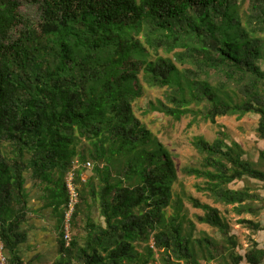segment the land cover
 Masks as SVG:
<instances>
[{"label": "trees", "instance_id": "1", "mask_svg": "<svg viewBox=\"0 0 264 264\" xmlns=\"http://www.w3.org/2000/svg\"><path fill=\"white\" fill-rule=\"evenodd\" d=\"M32 1L41 5L38 24L25 20L18 1L0 0V238L8 264H24L18 248L25 240L30 172L61 214L55 264H150L154 248L168 256V264L172 258L199 264L191 240L183 235L186 215L179 197L174 215H165L173 205L174 161L133 106L144 96V81L167 90L166 102H150L146 113L177 121L201 114L212 124L226 116L255 114L264 140V69L259 63L264 59V0H249L244 15L243 0ZM19 24L24 28L11 40ZM192 106L202 107L201 112ZM226 136L220 131L213 142L197 138L203 166L183 172L205 179L206 187L199 189L216 203L234 206L238 214L254 212L248 204L261 197L230 185L247 178L264 182V170L244 160L240 146L229 145ZM83 141L91 147L81 152ZM76 159L81 169H75ZM89 161L93 175L83 183ZM72 172L77 203L67 246V178ZM189 201L205 212L197 217L199 223L230 237V225L218 208L192 197ZM96 211L103 224L95 221ZM240 223L264 231L252 220ZM81 229L85 237L75 233ZM233 258L234 264L244 259L262 264L264 248L254 241L244 257Z\"/></svg>", "mask_w": 264, "mask_h": 264}, {"label": "rangeland", "instance_id": "2", "mask_svg": "<svg viewBox=\"0 0 264 264\" xmlns=\"http://www.w3.org/2000/svg\"><path fill=\"white\" fill-rule=\"evenodd\" d=\"M16 1L19 2V13L23 15L27 22L38 24L42 21V10L39 2L32 0ZM248 6L249 0L241 2L240 12L242 15L248 11ZM23 28V24L14 27L10 32V39H17ZM142 38L143 36L139 37V39ZM159 55L175 58L174 53L167 54L159 51ZM259 63L261 68L264 69V59L260 60ZM176 64L179 65L180 63L176 62ZM142 84L144 86V96L134 104V114L152 135L157 138L163 148L168 150L174 161L177 171V181L173 185V205L165 210V215L167 219L174 215L175 201L179 197L182 200L180 212L182 215H186V219L183 222V235L191 240L190 248L194 261L199 264H234L233 257L237 255L244 257L248 249L252 247L254 241H257L260 247L264 248V231L257 232L252 227L240 223L243 219L252 220L255 223H260L264 228V182L247 178L244 181H236L230 185L232 189H247L251 194L261 197V200L250 201L248 204L255 210L254 212L238 214L234 206L216 203L209 192L199 189L206 187L205 179H198L183 172V168L185 167L202 168L203 166L204 155L196 148L194 144L195 140L201 137L208 142H213L218 137L220 131H223L227 135V143L229 145L235 142L240 146L244 160L250 161L257 168L264 170V162L260 160V152L264 150V140H261L257 133L259 116L248 114L242 119H238L237 116H226L218 118L217 124H212L209 121H205L201 114H189L177 121L160 112L146 113L150 102L157 103L158 100L166 102L167 90L149 87L144 81H142ZM192 108L199 112L202 110V107L192 106ZM90 147L89 143L83 141L79 145V150L81 152L87 151ZM89 162L92 165L83 171V183L93 175L92 169L94 163L92 161ZM103 166L101 165V167ZM81 167L82 165L76 159L75 169H81ZM114 174L116 175V172ZM95 183L99 184V181L96 180ZM191 197L220 210L221 217L229 223L231 228L229 238H226L217 229L198 222L197 217L203 216L205 212L192 205L191 201H189ZM95 215V221L103 224L104 219L100 216V213L96 211ZM75 233H80L83 237L87 235L85 229L77 230ZM71 236H73V231H71ZM153 242L152 238L150 244L152 245ZM232 242L236 243L235 247ZM154 249V260L150 264H168L164 262V259L168 256L165 254L163 256L156 248ZM139 251H142V249L139 248ZM211 256L213 257L212 259ZM171 261L173 264H188L185 260L177 261L175 258H172ZM244 264L249 263L246 261Z\"/></svg>", "mask_w": 264, "mask_h": 264}, {"label": "crops", "instance_id": "3", "mask_svg": "<svg viewBox=\"0 0 264 264\" xmlns=\"http://www.w3.org/2000/svg\"><path fill=\"white\" fill-rule=\"evenodd\" d=\"M26 176L28 211L22 225L25 240L20 244L18 254L24 264H55L60 257L61 214L50 205L49 193L41 182L31 180V172Z\"/></svg>", "mask_w": 264, "mask_h": 264}, {"label": "built area", "instance_id": "4", "mask_svg": "<svg viewBox=\"0 0 264 264\" xmlns=\"http://www.w3.org/2000/svg\"><path fill=\"white\" fill-rule=\"evenodd\" d=\"M91 163H87L86 166L91 167ZM70 178V180H69ZM67 187L69 190V193L71 195V200H70V204H69V210L66 214V222H65V241H66V245L69 246L71 240H72V236H71V231H70V219H71V215L72 212L75 209L76 203H77V194L75 192V188L74 185L72 183L73 179H74V172L70 173V175L67 178ZM0 264H8V257L6 254V248L5 245L3 243V241L0 238Z\"/></svg>", "mask_w": 264, "mask_h": 264}]
</instances>
